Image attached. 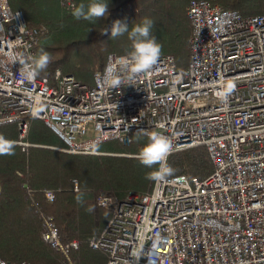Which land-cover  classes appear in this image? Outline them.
Listing matches in <instances>:
<instances>
[{"label":"built area","instance_id":"built-area-1","mask_svg":"<svg viewBox=\"0 0 264 264\" xmlns=\"http://www.w3.org/2000/svg\"><path fill=\"white\" fill-rule=\"evenodd\" d=\"M187 11L188 67L178 68L173 55L160 56L150 74L112 89L102 83L105 68L127 54H109L92 84L60 69L53 78L25 80L11 58L37 56L47 27H29L22 11L0 0V126L16 124L20 138L26 136L30 90L46 104L36 119L69 154H97L109 141L130 145L141 130L169 137L171 154L208 150L214 166L208 176H169L149 194L122 201L99 197L98 206L111 216L90 246L108 253L107 264H129L134 248L143 245L147 253L154 243L155 264H264V13L244 16L208 0H191ZM228 80L236 89L222 103L215 93ZM43 238L68 253L52 222ZM0 264L17 263L0 257ZM138 264H148L147 256Z\"/></svg>","mask_w":264,"mask_h":264},{"label":"trees","instance_id":"trees-1","mask_svg":"<svg viewBox=\"0 0 264 264\" xmlns=\"http://www.w3.org/2000/svg\"><path fill=\"white\" fill-rule=\"evenodd\" d=\"M14 11H22L29 27L46 26L36 47L51 56L49 67L38 77L53 78L56 70L85 81L105 67L109 54L131 50L128 35L112 39L111 28L120 20L129 30L143 19L153 23L150 36L162 46L161 56L173 55L178 68L190 62L191 0H106L108 14L94 22L76 20L72 11L89 0H9ZM244 16L264 13V0H208ZM107 34H104V30ZM20 138L16 124L0 126V135L15 142L14 155H0V257L10 263L107 264L109 255L93 249L90 240L102 233L111 216L98 206L101 196L122 201L132 193L149 194L155 181L144 178L148 168L135 159L148 137L134 134L130 145L109 141L97 154H69L57 149L63 141L40 119L29 118ZM24 142L26 145H22ZM171 176L205 177L214 170L205 146L169 155ZM83 193V205L76 196ZM52 192L54 198L48 199ZM91 207L93 211L86 209ZM48 222L59 230L68 253L58 251L43 238ZM77 241L78 246H72Z\"/></svg>","mask_w":264,"mask_h":264},{"label":"clouds","instance_id":"clouds-1","mask_svg":"<svg viewBox=\"0 0 264 264\" xmlns=\"http://www.w3.org/2000/svg\"><path fill=\"white\" fill-rule=\"evenodd\" d=\"M109 5L106 0H89V3H81L79 6L74 7L72 15L76 20L83 19L85 21L94 22L106 14H108ZM153 21L149 18H145L141 23L135 24L129 30V25L125 22L117 20L114 22L111 28V38L115 39L125 34L128 35V39L131 43V50L123 58H120L119 65L114 66L109 63L104 71L102 83L107 88L117 89L121 85L128 81L129 85L132 84L139 76L150 74L155 65H157L162 46L157 43L154 36H150L151 29L153 27ZM22 31V27L20 28ZM104 34H107V30H104ZM111 59V58H110ZM11 64L19 62L21 65L19 73L22 77L31 82L40 72L45 71L51 63V56L43 49L35 57H28L25 59L19 55H14L11 58ZM236 83L228 80L222 82L219 90L215 93L216 97L222 102L226 103L229 96L235 91ZM26 95L30 101V114L33 118H39L45 111L46 104L38 95H33L30 90H26ZM142 135H147L148 143L145 144L135 155L140 164L145 167L152 168L154 165L159 167L155 170L147 172L144 176L146 180L155 181L157 183L165 182L166 178L171 176L174 169L171 168L168 163V157L172 152V141L169 137L162 135L158 132H147L145 130L140 131ZM15 142L6 139L3 135H0V155H14ZM78 193L79 190L77 189ZM78 204L83 205V193H79L76 196ZM86 211L91 212L93 209L89 207ZM148 229H145L147 232ZM140 238V234H137ZM157 251V246L154 243L151 250L144 253L143 245L137 250L134 248L130 253L131 260L129 264H138L142 255H146L148 264H155L153 259V252Z\"/></svg>","mask_w":264,"mask_h":264},{"label":"rangeland","instance_id":"rangeland-1","mask_svg":"<svg viewBox=\"0 0 264 264\" xmlns=\"http://www.w3.org/2000/svg\"><path fill=\"white\" fill-rule=\"evenodd\" d=\"M78 80H79V79H78ZM93 80H94V77H93V76H91V75H87V78H86L85 81H83V80H79V81L84 82V83H88V84H92V83H93ZM62 148H63V147H57V149L63 151ZM64 152H65V151H64Z\"/></svg>","mask_w":264,"mask_h":264}]
</instances>
